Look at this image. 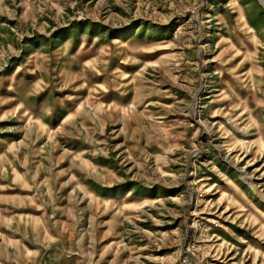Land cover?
<instances>
[{"label":"rangeland","instance_id":"rangeland-1","mask_svg":"<svg viewBox=\"0 0 264 264\" xmlns=\"http://www.w3.org/2000/svg\"><path fill=\"white\" fill-rule=\"evenodd\" d=\"M0 264H264V0H0Z\"/></svg>","mask_w":264,"mask_h":264},{"label":"bare ground","instance_id":"bare-ground-1","mask_svg":"<svg viewBox=\"0 0 264 264\" xmlns=\"http://www.w3.org/2000/svg\"><path fill=\"white\" fill-rule=\"evenodd\" d=\"M261 1H262V0H261ZM208 31H209V30H208ZM199 126H200V125H199ZM204 131H205V130H204ZM201 132H202V131H201ZM220 148H221V147H220ZM246 179H247V178H246ZM248 183H249V182H248ZM248 183H247V184H248ZM249 185H250V184H249ZM250 187H251V185H250ZM257 194H258V193H257ZM258 195H259V194H258ZM259 198H260V197H259ZM262 199H263V198H262ZM262 199H261V200H262Z\"/></svg>","mask_w":264,"mask_h":264}]
</instances>
